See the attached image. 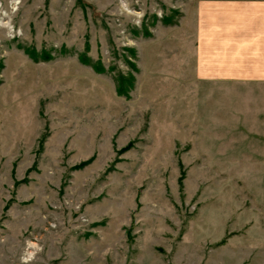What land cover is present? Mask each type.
Returning a JSON list of instances; mask_svg holds the SVG:
<instances>
[{"label":"rangeland","instance_id":"1","mask_svg":"<svg viewBox=\"0 0 264 264\" xmlns=\"http://www.w3.org/2000/svg\"><path fill=\"white\" fill-rule=\"evenodd\" d=\"M188 5L0 0V264H264V85L198 75Z\"/></svg>","mask_w":264,"mask_h":264},{"label":"crops","instance_id":"2","mask_svg":"<svg viewBox=\"0 0 264 264\" xmlns=\"http://www.w3.org/2000/svg\"><path fill=\"white\" fill-rule=\"evenodd\" d=\"M188 3L198 75L220 83L233 78L236 83L263 86L264 0H188ZM253 148L256 153L253 157H264V143L258 144L256 151Z\"/></svg>","mask_w":264,"mask_h":264},{"label":"trees","instance_id":"3","mask_svg":"<svg viewBox=\"0 0 264 264\" xmlns=\"http://www.w3.org/2000/svg\"><path fill=\"white\" fill-rule=\"evenodd\" d=\"M81 60L84 61L85 63L89 64V65H96L92 59L90 57H82L81 56ZM94 67H97L99 69L100 66H94ZM115 82H116V90L119 94H124V95H127L128 93V88L130 87L131 85V79L127 76H123L121 74H117L115 76Z\"/></svg>","mask_w":264,"mask_h":264}]
</instances>
